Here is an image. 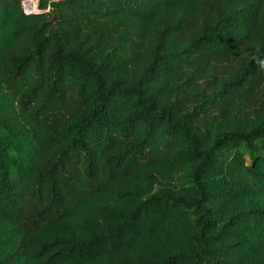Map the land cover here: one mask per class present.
<instances>
[{
	"label": "trees",
	"instance_id": "obj_1",
	"mask_svg": "<svg viewBox=\"0 0 264 264\" xmlns=\"http://www.w3.org/2000/svg\"><path fill=\"white\" fill-rule=\"evenodd\" d=\"M0 264H264V0H0Z\"/></svg>",
	"mask_w": 264,
	"mask_h": 264
},
{
	"label": "rangeland",
	"instance_id": "obj_2",
	"mask_svg": "<svg viewBox=\"0 0 264 264\" xmlns=\"http://www.w3.org/2000/svg\"><path fill=\"white\" fill-rule=\"evenodd\" d=\"M212 3L213 2L211 1H207L202 6L200 19L196 23H193L187 26L185 30L186 35L189 36L190 34L199 31L202 26L214 20L213 14L209 11V7ZM244 57H245V52H242L238 54L237 56L233 57L232 59H230L229 61H224V62L216 64L212 71L217 76L230 75L234 73L240 67V65L242 64V60L244 62V59H243ZM259 100H260V97L254 101V103L248 110L250 109L255 110L258 107ZM192 102H193V96L187 97L186 104L188 105L189 103H192ZM68 105H69L70 111L75 109V107H73L74 106L73 99H69Z\"/></svg>",
	"mask_w": 264,
	"mask_h": 264
},
{
	"label": "built area",
	"instance_id": "obj_3",
	"mask_svg": "<svg viewBox=\"0 0 264 264\" xmlns=\"http://www.w3.org/2000/svg\"><path fill=\"white\" fill-rule=\"evenodd\" d=\"M58 1L66 0H21V3L27 13L30 15H37L44 12H50L52 10L53 3Z\"/></svg>",
	"mask_w": 264,
	"mask_h": 264
},
{
	"label": "clouds",
	"instance_id": "obj_4",
	"mask_svg": "<svg viewBox=\"0 0 264 264\" xmlns=\"http://www.w3.org/2000/svg\"><path fill=\"white\" fill-rule=\"evenodd\" d=\"M50 10V9H49Z\"/></svg>",
	"mask_w": 264,
	"mask_h": 264
}]
</instances>
